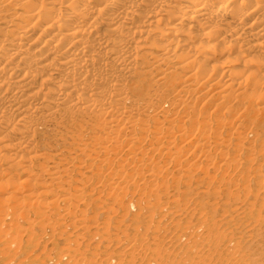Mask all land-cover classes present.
Returning a JSON list of instances; mask_svg holds the SVG:
<instances>
[{
    "label": "bare ground",
    "instance_id": "obj_1",
    "mask_svg": "<svg viewBox=\"0 0 264 264\" xmlns=\"http://www.w3.org/2000/svg\"><path fill=\"white\" fill-rule=\"evenodd\" d=\"M215 57L223 61L210 63ZM263 136L264 0H0V190L14 184L5 199L21 205L17 221L29 209L68 222L79 210L72 201L86 198L92 205L99 192L102 207L112 201L127 215L125 200L132 196L138 223L153 207L161 209L160 195L171 190L163 211L146 223L152 224L158 216L183 214L180 206L189 195L193 202L206 194L230 199L238 189L251 193L253 180L254 202L242 212L251 216L256 204L264 205ZM219 157L218 173L210 176L208 167ZM170 166L177 175L162 178ZM192 169L204 171L205 178ZM231 170L239 174L237 189L225 194ZM14 174L27 176L21 182L29 187L22 191ZM201 182L210 184L206 191L191 189ZM18 191L22 196L14 195ZM35 191L47 199L38 200ZM147 201L148 208L142 206ZM218 203L197 204L195 212L208 213L196 230L174 218L180 234L166 246L159 240L164 220H156L146 232L157 243L125 239L132 252L123 256L163 261L170 258L169 247L186 238L175 255L184 257L182 264H239L238 242L215 231L223 223L213 216ZM2 212L15 211L6 206ZM86 216L72 221L83 237L90 234ZM32 226L28 222L26 231ZM18 233L13 240L21 243L24 233ZM75 243L60 259L92 264ZM138 245L140 252L133 254Z\"/></svg>",
    "mask_w": 264,
    "mask_h": 264
},
{
    "label": "rangeland",
    "instance_id": "obj_2",
    "mask_svg": "<svg viewBox=\"0 0 264 264\" xmlns=\"http://www.w3.org/2000/svg\"><path fill=\"white\" fill-rule=\"evenodd\" d=\"M222 61H223L222 57H215V58H213V60L210 63L215 64V63H221ZM262 140H263V144H264V136L262 137ZM188 148L189 147H187V149ZM185 152L186 151H184V153ZM191 158H192L191 160H194V157H191ZM155 160H157V158ZM166 161H167V158L163 157L162 162H160L159 164L163 166ZM220 161H221V159L219 157L218 159H216L215 165L211 164L208 167L210 176L218 173L217 164ZM260 162L263 163L264 160L262 159L259 161V163ZM43 164L45 165V163H43ZM174 167L175 166L168 167L167 170L163 173L162 178H165V176H169L171 174L177 175V174L173 173V172H177V171H173L175 169ZM80 171L82 172V170H80ZM132 171H133V169H130V172H132ZM234 171H232V170L230 171L231 175H229V174L225 175L226 177H232V174L234 175L233 182L230 184H227L225 187L226 188L225 194H226V192H228L230 190L236 191V189H237L236 185H234V184L236 183L235 180H236V178L239 177V174L236 173V171L235 172ZM17 172L19 173L18 170H17ZM191 173L196 175V177L205 178L204 176H206V173H204V171H200L199 169H198V171H197V169H192ZM223 173H224V171H223ZM225 173H226V171H225ZM14 176H15V178L17 177L16 183L19 184V187H23L22 191L29 187V184H27L26 182H21V180L23 178H26L27 176H25L23 174H20L18 176H17V174L16 175L14 174ZM72 176L76 177V179L79 178V175L77 173H74ZM250 184L251 185H249V188H250V191H252L251 193L245 194L244 192H240V189H238L235 193L236 196H234V198H230V199L225 197V196L219 198V197L211 195V194L210 195L206 194V195H201V198H196L195 199L196 203H195V202H193L194 200L193 201L190 200L192 198L189 195L185 199L186 202L187 201L189 202V205L186 206V204H184L185 203V201H184V203L182 202L181 206H180L183 209L184 213L183 214L180 213L179 212L180 210H179L177 213L178 215H176V217H174V218L178 219L177 222H180V220H183L185 225L187 223H189L187 225L193 226L194 227L193 230H196V229H198L197 227H200L199 221L202 220L201 218H203V217L205 218V216H206L205 214L208 213V212L206 213V211H204V210H201L202 213L195 212V208H197V204L199 203V204L204 206L207 202L211 205L216 203V202H219L217 205V206H219L218 207L219 209L217 210V212H215L213 214V216L218 221L223 219V223H222V225L215 227L216 233L218 234V232L221 233L222 231L228 232L230 234V236L232 235L231 239L233 240V243L235 244L238 242V244L240 246V253L238 252L237 255H238V257H241V259L238 262L239 264H243V263L244 264H264V205L258 206L256 204V208H255L256 210L254 211V214L251 216H244V214L242 213L244 208L245 209L249 208L250 207L249 204L254 202L253 193H255L257 191L256 185L258 183H256L255 181L252 180V182H250ZM209 185H210L209 183H205V182L193 183L191 186V189L198 187L197 189H195V191H197V190L198 191H206L208 189ZM215 187L212 188V192H213V190H215ZM13 188H14V184L9 185V186L0 190V198H1L0 210L3 211L6 206H9V207L13 208V211H15L13 213V215H11V214L5 215L4 212H2L0 214V264H73L74 261L71 263L69 261L70 258H68L66 255L62 259H60V257L62 256L63 253H65L67 251L66 248H68L69 245L71 246V248H73V247L77 248V246H75L76 241H77V244L80 242L79 243L80 244L79 245L80 251L90 255L91 262L93 260L92 264H106L103 262V259L106 257H111L110 264H112V261L114 264H116L119 262V260H122V259H123L122 262H124L125 264H132V262L134 264H159L162 260L151 261V258L149 259V257H145V255H143L142 257L137 256L138 255L137 253L140 252V248H141L139 245L136 246V249L133 251V254H137L136 255L137 258H134L136 260H134L133 258L131 260L127 256H123V255H125L126 251L129 249H126L123 246L122 242L125 241V239H127L128 243H133L135 239H139V237H140L142 239V241L140 243L141 245L148 243V242L150 244H152L153 241L155 243H157L156 237L155 236L148 237L147 232H146V230L149 226L154 228V226L156 225V220H164V223H163L164 232L159 234V237H160L159 240L163 241L161 243L162 246H166V242L169 241L170 237L173 234H175V232H176V235L180 234L179 232H177V230H175V227H174L175 221L173 220L174 218H164L163 216H158V218H155V222H153L152 224L151 223L146 224L147 221L151 217H153V215H155V216L157 215L158 211H163V208L167 205L165 203V200H164L166 198H164V197L171 196V190L169 191L170 194H168V195H164V194L160 195L161 199L158 200V202L161 206V209L159 207H153V210L149 211L148 213L142 214L139 218V222H138L139 224H138L136 222L137 217L135 216V214L137 213V207L135 206L134 203L130 204L128 201L129 199L130 200L132 199L131 198L132 196H128V200L127 199L125 200L126 209H129L128 215H127V214H125L127 211L126 212L124 211L125 212L124 213L122 211V209L117 207L118 205L112 201H110V202L108 201L107 205L102 207L101 198H100L102 195L99 192L93 193L91 191L92 188L89 187V188H87L86 191H87V193L88 192L93 193V196H94L93 198L95 199L94 204L91 205L90 201L87 200L86 198H84V199L82 198L84 200V202L82 201V203H80L81 200L78 203L72 201L74 206L75 205L79 206V207H77L79 210L77 211V213L73 217H71L70 220H68V222L65 220H61L60 223L62 221H64V222H62L61 224H58L56 222V220L53 219V220L49 221L50 219L43 218V217H41L40 214H35L34 212L30 211L29 209H26V216H28L29 214L30 215L24 220H21V219L18 220L19 221L18 222L16 220V212L20 210L21 205H19V202H16L14 199L13 200L12 199H5L6 195L9 192H11L13 190ZM37 190H39V188ZM22 191H18L14 195L20 197V196H22V194H21ZM55 191H56L55 189L52 190V192H55ZM263 191L264 190L261 189L260 193L262 194ZM67 192L75 193V191H73V190H68ZM133 192L135 194V190ZM172 193H173V191H172ZM36 194L39 196L38 200L45 201L47 199V197H46L47 195H41L38 192H36ZM97 194H99V195H97ZM176 197L177 196H175V198ZM193 197L195 198V196H193ZM261 199L264 200V194L261 195ZM64 203L67 204V202H64ZM64 203H62L61 206ZM111 203H112V205H111ZM34 206L39 211L44 210L43 205L39 206L36 203H34ZM142 206H146V208H148V206H151V205L147 201V203H145V204L143 203ZM260 208H261V210H260ZM258 210H259V212H258ZM192 211H193V213H192ZM85 212L87 215L86 216L87 220L85 219V221H86V225L89 226L88 228L90 230V234H86L83 237V232L80 231L79 229L76 230L77 222L72 223V221H73V219L76 220L77 218H80L79 217L80 215L84 217ZM99 212L101 214H99ZM112 212H114V213H112ZM188 213H190V214H188ZM97 214H99V215H97ZM184 214H186V215H184ZM182 215H184V216H182ZM32 217H34V218H32ZM89 217H90V219H89ZM110 217H112V218H110ZM162 217L164 219H162ZM255 218L260 219L261 222L256 223ZM108 219H109V221H108ZM28 222H33V226H32L33 228L31 227V230L26 231V229H27L26 227H27ZM49 224H51V225H49ZM60 225H62L61 226L62 230H63L62 232L60 229L61 228ZM96 225H98L100 228ZM136 225L139 226L138 228L141 231L140 233L135 231ZM67 226L68 227L70 226V227L68 228ZM103 226H104V228H103ZM9 228L12 229V232H10V234L4 233L5 230H8ZM105 228H107V229H105ZM15 229H17V230H15ZM55 229H56V231H55ZM57 230H59V231L57 232ZM16 231H19L18 235L24 233L23 234L24 237H23L21 243H20L21 239L13 240V236L16 235L15 234ZM95 232L98 233V237L94 235ZM92 235H94V236H92ZM203 235H205V232L203 233ZM185 239L186 238H182L181 240H177L175 242L176 247L170 246L169 250H168V252H171L170 258H163L162 262H164L166 264H171L172 262L182 264V262H180V261L183 260L184 257L182 258V256H180V259H175V258H177V257H175V255L181 252V249L178 246H181L183 243H185L187 241ZM68 240H70V242H68ZM73 241H75V242H73ZM224 246L220 250L225 249ZM122 250H124L123 254H122ZM129 251L132 252V250H129ZM101 258H102V260H101ZM125 258H126V260H124ZM59 259H60V261H59ZM211 263L212 264H219L218 261H213ZM211 263L209 261L206 262V264H211ZM192 264H196V263L193 262ZM230 264H237V262L235 260H232L230 262Z\"/></svg>",
    "mask_w": 264,
    "mask_h": 264
}]
</instances>
